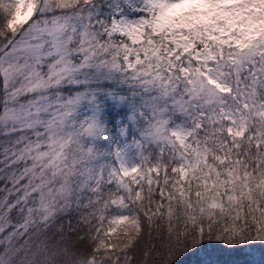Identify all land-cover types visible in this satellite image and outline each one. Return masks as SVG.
Here are the masks:
<instances>
[{
	"label": "snow or ice",
	"instance_id": "6c2138e0",
	"mask_svg": "<svg viewBox=\"0 0 264 264\" xmlns=\"http://www.w3.org/2000/svg\"><path fill=\"white\" fill-rule=\"evenodd\" d=\"M264 248V0H0V264H177Z\"/></svg>",
	"mask_w": 264,
	"mask_h": 264
},
{
	"label": "trees",
	"instance_id": "16d2710c",
	"mask_svg": "<svg viewBox=\"0 0 264 264\" xmlns=\"http://www.w3.org/2000/svg\"><path fill=\"white\" fill-rule=\"evenodd\" d=\"M256 247H245L237 251H227L221 246L206 244L178 258L177 264H252L250 251Z\"/></svg>",
	"mask_w": 264,
	"mask_h": 264
},
{
	"label": "rangeland",
	"instance_id": "374dc122",
	"mask_svg": "<svg viewBox=\"0 0 264 264\" xmlns=\"http://www.w3.org/2000/svg\"><path fill=\"white\" fill-rule=\"evenodd\" d=\"M252 264H264V248L256 247L250 251Z\"/></svg>",
	"mask_w": 264,
	"mask_h": 264
}]
</instances>
